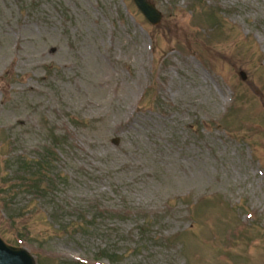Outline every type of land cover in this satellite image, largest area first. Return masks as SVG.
Instances as JSON below:
<instances>
[{"label": "rangeland", "instance_id": "374dc122", "mask_svg": "<svg viewBox=\"0 0 264 264\" xmlns=\"http://www.w3.org/2000/svg\"><path fill=\"white\" fill-rule=\"evenodd\" d=\"M150 1L157 25L0 0V236L37 264H264V0ZM46 154L54 194L6 208Z\"/></svg>", "mask_w": 264, "mask_h": 264}, {"label": "trees", "instance_id": "16d2710c", "mask_svg": "<svg viewBox=\"0 0 264 264\" xmlns=\"http://www.w3.org/2000/svg\"><path fill=\"white\" fill-rule=\"evenodd\" d=\"M17 161L20 167L11 170V178H8L4 182V192L7 195L6 197H8L3 201L6 204V208L12 209L11 204H13V201L9 200V194L12 196L14 194L15 197L22 191H31L39 196H48L49 193L54 194V174L51 173L49 168L53 159L48 154L34 161L20 157ZM13 216V214L10 215L11 218H16Z\"/></svg>", "mask_w": 264, "mask_h": 264}, {"label": "water", "instance_id": "95a60500", "mask_svg": "<svg viewBox=\"0 0 264 264\" xmlns=\"http://www.w3.org/2000/svg\"><path fill=\"white\" fill-rule=\"evenodd\" d=\"M145 17L154 25L162 20V12L150 0H133ZM243 79L247 78L245 71L240 72ZM0 264H37L35 257L25 247L6 242L0 236Z\"/></svg>", "mask_w": 264, "mask_h": 264}]
</instances>
